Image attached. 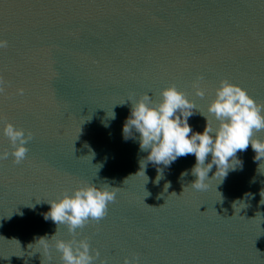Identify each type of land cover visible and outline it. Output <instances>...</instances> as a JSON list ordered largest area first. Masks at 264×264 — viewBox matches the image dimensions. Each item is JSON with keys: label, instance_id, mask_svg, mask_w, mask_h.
<instances>
[{"label": "water", "instance_id": "95a60500", "mask_svg": "<svg viewBox=\"0 0 264 264\" xmlns=\"http://www.w3.org/2000/svg\"><path fill=\"white\" fill-rule=\"evenodd\" d=\"M0 40V151L5 121L33 134L22 163L0 160V264H60L30 244L68 238L44 218L47 201L88 182L118 188L106 216L77 230L100 253L93 264H264V161L250 145L242 168L196 190L193 154L144 176L138 133L122 131L127 99L158 100L169 84L194 102L193 132L204 116L216 126L207 105L222 78L264 104V0H0Z\"/></svg>", "mask_w": 264, "mask_h": 264}, {"label": "clouds", "instance_id": "9594fccd", "mask_svg": "<svg viewBox=\"0 0 264 264\" xmlns=\"http://www.w3.org/2000/svg\"><path fill=\"white\" fill-rule=\"evenodd\" d=\"M6 47L7 42L0 40V48ZM202 79L197 77L192 85L195 94L201 98L205 95L200 85ZM4 84L0 76V94L5 93ZM214 91L215 95L208 103L207 111L217 123L213 127L201 113L206 118L202 132H193L190 127L188 118L193 114L195 104L175 84L162 88L158 100H154L148 92L127 99L131 106L130 114L122 125L124 137L137 139L135 133H138L140 151L147 153L140 161L138 173L142 172L145 176L149 162L157 166H170L178 157L193 154L196 162L191 168V174L195 180L191 187L206 190V181L209 179L216 178L222 182L229 170H236L238 165L242 168L237 152L247 150L249 145L255 153L254 160L264 161V137L256 136V133L264 131V104L257 102L244 88L226 78L220 80ZM17 94L23 95L24 90L17 89ZM110 117L115 119V113L112 112ZM2 132L11 145V151H0V160H6L11 155L15 164L22 163L27 158L29 149L26 145L32 140L33 134L8 121H5ZM213 166L216 170L210 178L209 172ZM157 171L160 173L157 176L159 182L162 170L158 168ZM187 175L188 171L182 173V176ZM167 187L170 184H166L165 190ZM117 189L107 183L98 187L88 182L70 192L64 191L57 199L47 201L50 207L44 213V218L51 219L58 226L64 225L68 238L60 237L56 231L50 237H38L30 245H38L49 261V251L54 248L59 254L60 264H93L100 253L96 249L90 250L86 238L77 239V230L90 221L99 223L106 216L108 205L116 199ZM101 264H105V261L101 260ZM124 264H139L138 257H125Z\"/></svg>", "mask_w": 264, "mask_h": 264}]
</instances>
